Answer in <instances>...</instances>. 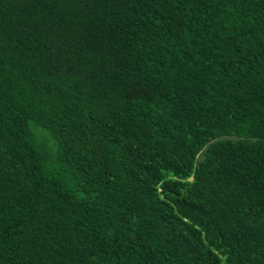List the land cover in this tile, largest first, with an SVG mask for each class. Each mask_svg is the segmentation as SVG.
I'll list each match as a JSON object with an SVG mask.
<instances>
[{
    "label": "trees",
    "instance_id": "16d2710c",
    "mask_svg": "<svg viewBox=\"0 0 264 264\" xmlns=\"http://www.w3.org/2000/svg\"><path fill=\"white\" fill-rule=\"evenodd\" d=\"M0 264H264V0H0Z\"/></svg>",
    "mask_w": 264,
    "mask_h": 264
}]
</instances>
